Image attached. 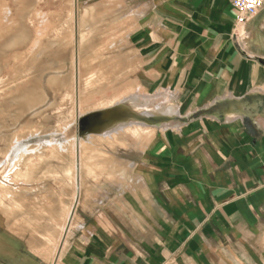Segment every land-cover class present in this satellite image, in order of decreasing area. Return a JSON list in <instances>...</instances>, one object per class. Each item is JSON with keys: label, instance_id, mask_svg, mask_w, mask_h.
Wrapping results in <instances>:
<instances>
[{"label": "crops", "instance_id": "1", "mask_svg": "<svg viewBox=\"0 0 264 264\" xmlns=\"http://www.w3.org/2000/svg\"><path fill=\"white\" fill-rule=\"evenodd\" d=\"M102 3L151 92L114 113L165 120L80 198L56 264H264V3L242 23L231 0Z\"/></svg>", "mask_w": 264, "mask_h": 264}, {"label": "rangeland", "instance_id": "2", "mask_svg": "<svg viewBox=\"0 0 264 264\" xmlns=\"http://www.w3.org/2000/svg\"><path fill=\"white\" fill-rule=\"evenodd\" d=\"M98 1L0 0V264H56L80 198L114 190L125 152L163 129L125 109L104 117L151 92L137 86L119 15ZM120 118L155 126L113 134Z\"/></svg>", "mask_w": 264, "mask_h": 264}, {"label": "built area", "instance_id": "3", "mask_svg": "<svg viewBox=\"0 0 264 264\" xmlns=\"http://www.w3.org/2000/svg\"><path fill=\"white\" fill-rule=\"evenodd\" d=\"M264 0H231L237 23L244 22L248 17L255 15L261 8Z\"/></svg>", "mask_w": 264, "mask_h": 264}, {"label": "bare ground", "instance_id": "4", "mask_svg": "<svg viewBox=\"0 0 264 264\" xmlns=\"http://www.w3.org/2000/svg\"><path fill=\"white\" fill-rule=\"evenodd\" d=\"M77 91V90H76ZM122 101H124V100H119V101H117V103L115 102H113L114 104L110 107L111 109L110 110H108L107 112H106V114L105 115H109V114H113L114 113V110L113 109H117L118 107H119V105H120V103L122 102ZM109 109V108H108ZM161 113H164V114H171L172 113V110L170 109V108H167V107H165V109H164V111H160ZM115 130H117L118 131V128H116ZM113 132H116V131H113ZM112 132V133H113ZM104 134V133H103ZM106 137H108L110 134L109 133H105L104 134ZM102 136V135H101ZM15 160H16V157H15V159H14V162H15Z\"/></svg>", "mask_w": 264, "mask_h": 264}]
</instances>
